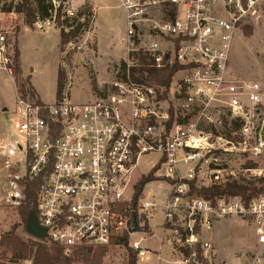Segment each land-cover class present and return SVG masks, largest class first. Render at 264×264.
Segmentation results:
<instances>
[{"label": "built area", "instance_id": "2783aa9c", "mask_svg": "<svg viewBox=\"0 0 264 264\" xmlns=\"http://www.w3.org/2000/svg\"><path fill=\"white\" fill-rule=\"evenodd\" d=\"M115 1L125 13L126 58L104 93L72 102L66 74L61 98L52 104L16 96L8 156L22 154L21 178L29 180L52 161L36 194V219L46 236L31 240L55 245L66 256L95 253L130 236L135 213L137 220L143 218L141 226L160 207L176 256L172 264H264V80H239L229 71L239 20L231 11L243 12V0ZM221 11L228 18L219 16ZM140 54L159 72L180 67L168 88L149 81L147 73H135ZM0 71L12 77L11 51L1 32ZM182 114H199L210 130L188 129L180 123ZM221 151L248 161L223 166L214 159ZM148 155L157 156L155 176L173 181L161 206L140 197L134 202L140 179L135 174ZM202 163L210 187L223 190L235 183L258 192L247 198L191 197L189 182ZM181 165L187 167L184 177ZM230 218L252 229V244L236 263L218 260L213 240L214 225ZM128 246L137 259L149 254L140 241Z\"/></svg>", "mask_w": 264, "mask_h": 264}, {"label": "rangeland", "instance_id": "374dc122", "mask_svg": "<svg viewBox=\"0 0 264 264\" xmlns=\"http://www.w3.org/2000/svg\"><path fill=\"white\" fill-rule=\"evenodd\" d=\"M23 1L26 0H0V32L4 34L10 47L12 78L14 81V84H12L7 73L0 71V139L5 137L10 141L14 140L12 132L13 115L11 113L16 106L17 93H23L31 99H38L41 102L52 104L56 100L57 71L60 70L64 74V83L66 74L71 76L70 100L75 103H83L90 100L92 95L102 94L106 91L108 83L112 81L114 71L117 70L116 66L126 58L124 47L117 44L125 32L123 27L125 13L118 7L115 0H98V4L108 7L111 15V20L104 17V15L101 16L95 26V28H98L97 38L100 45L98 56L100 55L102 59L115 57L116 59L106 62L107 64L100 63L96 66L91 64L94 57H96V39L92 27L93 18H90L88 28L81 32L78 38L66 44L62 51L58 47V52L59 36L53 29H39L35 24L32 27L35 31L24 29L19 40L21 54L18 61L17 58L15 59L13 51L16 48V38L20 28L25 25L24 16L15 13L14 8ZM27 1L31 9L36 8L33 0ZM73 1L76 5L83 0ZM61 2L62 13H65L66 17L67 11L72 12V16L67 17L69 19L68 23H72L74 19L76 21L84 19V16L81 19L79 18L82 7L73 9L69 4V0H52L55 7L60 5ZM86 6L88 7V5ZM241 8L243 12H239L238 9L236 11V8L231 11L235 13L236 18L239 20L235 24L231 44L229 71L231 76L239 80H264V0H251V3L247 0L245 4L242 1ZM9 9H11V12H6ZM87 9L93 11L90 6ZM86 14L87 12H85ZM219 16L228 18L224 12L220 13ZM109 21H111V26ZM80 46L81 49L78 50L77 47ZM30 70H32L31 73H29ZM26 74L30 76L29 80L25 76ZM187 115L182 114L180 123L188 129L191 126L196 131L204 133L210 130L204 117H200L199 114ZM214 159H217L221 165L232 168L239 167L245 161H248L238 153L226 154L222 151L216 154ZM156 160V155L141 158L135 179L138 180L141 176L147 175L152 170V165ZM8 163L11 166L10 164L8 166ZM179 170L182 177H184L187 167L181 165ZM8 172L9 176L7 177ZM194 172L195 177L191 180L194 189L190 188L191 197H202L198 192L201 189L209 188L211 184L208 167L205 163H202ZM16 174L19 176L25 174L22 154L17 153L15 156L0 154V239L14 232L21 240L27 241L31 238L27 235L17 215V207L23 200V188L17 184L21 178L15 179ZM168 189V183L165 181L150 182L144 186L140 201H145L150 196H154L156 202L160 203L168 193ZM12 193L15 194L10 196ZM16 195H19V198H14L17 197ZM160 213L159 207L154 213L155 215L148 220L150 233L145 234L146 232L137 229V232L128 236V244L140 238L149 237L147 245L157 248L160 237V230L157 228L161 219ZM142 221L143 218L138 219V222ZM143 225L141 224L138 227L142 229ZM212 232L213 234L216 233L215 237H217L215 245L218 250V260L228 263H236L240 254L247 251L253 241L252 229L246 223L235 218L217 222ZM52 247L54 246H47L52 264H123L128 256L127 249L121 244L106 249L102 254L99 252L79 253L77 257H71V254L66 256L63 252V256H58L54 253ZM168 247L167 245V249ZM0 264H13V251L6 246H0ZM17 264L31 263L23 261ZM135 264L152 263L139 262V259H137Z\"/></svg>", "mask_w": 264, "mask_h": 264}, {"label": "trees", "instance_id": "16d2710c", "mask_svg": "<svg viewBox=\"0 0 264 264\" xmlns=\"http://www.w3.org/2000/svg\"><path fill=\"white\" fill-rule=\"evenodd\" d=\"M244 4L247 0H243ZM36 8L31 9L28 5V1H23L20 5L14 8V12L17 14H22L24 16V25L28 28H32L35 23L38 21H54V24L58 29H60L59 34V50L62 49L73 39H76L81 35V32L85 31L90 23V18H93V12L88 10L86 5H84L80 12L79 18L81 19L84 16L82 21L75 19L72 23H68L69 19L65 16V13H62V2L57 7L54 6L52 0H33ZM6 12L10 13L11 9ZM85 12L87 14L85 15ZM67 30V31H66ZM15 59L18 56V51L15 48L14 51ZM180 69V67L175 66L172 69L165 70L163 72L156 71L153 68L149 67V62L140 54L139 57V68L135 69V73H138L140 77H142L143 73H147V79L149 81L155 82L156 84H160L168 88L171 79L175 72ZM135 79L134 77H132ZM137 79V78H136ZM29 80V79H28ZM64 86V74L58 70L57 71V79H56V100L61 98L62 90ZM22 96H26L23 93H20ZM38 104H42L40 100L37 99ZM170 124L168 125V127ZM52 161L48 164L47 168L34 180H29L27 177L21 178L18 181V185L23 188L22 196L23 200L20 202V205L17 207V215L23 224L24 230L26 231L27 221L30 215H34L37 217V203H36V194L42 183V179L46 176L51 168ZM159 169V165L152 168V170L147 174L140 177L136 185L134 186V202L136 203L137 199L142 194V190L144 186L150 182L154 181H165L168 184L173 183V181L164 177H156L155 174ZM191 189L193 190V183L189 182ZM254 194L258 191L255 189L246 188L241 185L227 184L223 190L218 187H209L206 189H201L199 194L202 195L203 198L211 199L214 196L218 195H242L247 198L250 194ZM135 223L137 225V229L139 231L147 232L146 223L142 229H140L139 222L136 218V213L134 215ZM133 226V225H132ZM119 244L123 245L127 251L128 256L127 260L123 264H135L137 261V254L134 250H132L128 246V236L125 234L118 241ZM0 246H6L13 251V264H17L18 262L29 261L31 264H52L51 258L49 256L48 248L46 245L41 244L39 242L33 240L23 241L19 237H17L14 232L7 234L6 236L0 239ZM52 250L58 256L62 255V250L57 246L53 245ZM99 253H104L105 250L97 251ZM79 253H90V252H77L71 255V257H77ZM67 261H70L68 258H65Z\"/></svg>", "mask_w": 264, "mask_h": 264}, {"label": "crops", "instance_id": "0c3cea01", "mask_svg": "<svg viewBox=\"0 0 264 264\" xmlns=\"http://www.w3.org/2000/svg\"><path fill=\"white\" fill-rule=\"evenodd\" d=\"M69 4H71L70 6L73 9H78L80 7H83L84 5H88V7L90 6L93 9V11H92L93 12L92 27H93V33H94V36H95V39H96L95 40L96 41V50H95L96 57H94V59L92 60L91 64L93 66L94 65L96 66L97 64L111 62V60L116 59V57L115 58L102 59V57L100 55L98 56L99 50H100V45H99L98 38H97V35H98V33H97L98 30L97 29L98 28H95V26H96L98 20L101 18V16L104 15V17H108V18L111 17V15H110V13L108 11V7L107 6H101L100 4H98V0H83L80 4H76V5H75V3H74L73 0H69ZM110 20H111V18H110ZM46 22H49L48 23L49 25L46 24ZM35 25H37L39 29H44V28L53 29L55 32H57L58 36L60 34V29H58L55 26V24H53L50 21H44V22L38 21L37 23H35ZM109 25L111 26V21H109ZM123 27L125 29V17H123ZM24 29H27V30H30V31H35L34 29L28 28L26 26H22L20 28V31H19V33L17 35V38H16V48H17V51H18L17 60L18 61H19V57H20V54H21L20 53L21 51H20V46H19L20 45L19 40H20V37L22 35V31ZM40 31H42V30H40ZM123 37H124V34L122 35V37L117 42V44H119L120 46H121V43L120 42L123 39ZM57 52H58V46H57ZM31 72H32V70H30L29 73H31ZM25 76H27L28 79L30 77L27 74ZM9 79L12 82V84H14L13 78L9 76ZM14 89L16 91V88L15 87H14ZM16 93H17V91H16ZM17 94H20V93H17ZM17 94H16V96H17ZM42 103L48 104L46 102H42ZM4 111H7V110H4ZM13 112H14V110L12 111V113ZM9 142H10V140L8 138L6 139L4 137V138L0 139V154L1 155H6L7 154V150H8L7 144ZM9 164L10 163H8L7 165L9 166ZM10 166H11V164H10ZM5 167L8 168L7 166H5ZM8 176H9V172H8L7 177ZM21 177L22 176H19L17 174L14 176L15 179H19ZM168 188H169V185H168ZM169 190H170V188L168 189V192H169ZM13 194H15V193H12L10 196H13ZM166 195L164 196L163 201L160 202V203L156 202L154 196H150L144 202H152V201H154V202H156L157 204H159L161 206L164 203V201H165ZM154 215L155 214H152L148 218V220L150 218H152ZM160 215H161V219H160V222L158 223V226H157V228H159V230H160V237H159V240H158V242H159L158 243V247L157 248H153V247H149L147 245V242L150 239L149 237H147V238H140L139 240H135V241H140L141 242V247L143 249H146L149 252V254H147L144 259H141V260L139 259V262H148V263H152V264H172L175 261V259H176V256L173 254V245L171 244L170 239H169L170 233L168 231L164 230V227H163V214H162V212L160 213ZM148 220L146 222V226L148 228V231L145 234L150 233L149 227H148ZM215 234L213 236L214 244H215L216 239H217V237H215L216 236ZM167 245L169 246L168 249H167ZM149 248H151L153 250H150ZM216 249H217V246H216Z\"/></svg>", "mask_w": 264, "mask_h": 264}, {"label": "water", "instance_id": "95a60500", "mask_svg": "<svg viewBox=\"0 0 264 264\" xmlns=\"http://www.w3.org/2000/svg\"><path fill=\"white\" fill-rule=\"evenodd\" d=\"M137 232V225L134 222V227L131 233ZM26 233L32 238L41 240L46 236V230L38 225L34 215H30L26 225Z\"/></svg>", "mask_w": 264, "mask_h": 264}]
</instances>
